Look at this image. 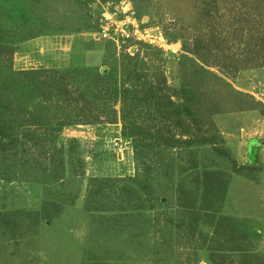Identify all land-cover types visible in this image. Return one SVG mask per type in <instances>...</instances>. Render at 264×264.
<instances>
[{
    "label": "rangeland",
    "instance_id": "1",
    "mask_svg": "<svg viewBox=\"0 0 264 264\" xmlns=\"http://www.w3.org/2000/svg\"><path fill=\"white\" fill-rule=\"evenodd\" d=\"M43 2L48 21L83 26V30L39 36L19 44L12 59L17 71L62 69L73 61L76 65H90L97 61L91 58L87 60L89 63H84L81 54L85 49L94 52L93 49L103 48L107 57L105 66L116 61L120 74L129 64L126 56L136 57L145 64L149 79L166 78L168 85L179 87L180 78L183 80L186 75V72L181 73L179 62L185 55L184 42L190 43L196 36L203 35L210 46L216 33L222 36L215 44L220 48V61L223 59L226 68H234V65L237 69L227 71L234 77L230 79L217 68H211L228 86L211 77L204 80L206 86L218 84L220 98L229 100L224 103L226 106L235 102L233 90L251 95L264 106V64L261 67L250 65L253 56L248 54V47L242 51L238 46L243 29V38L250 29L247 21L255 19L252 15L257 13L253 9L256 0ZM201 10L205 12L201 14ZM112 12L118 13L119 20H125L127 30L132 32L130 40L120 39L114 43L100 37L102 15ZM243 12L250 14L244 17ZM73 55L76 56L72 60ZM212 126L223 138L224 149L243 169L234 173L228 160H220L227 189L222 199L210 208L204 201L198 203L197 206L211 212L204 216L207 212L200 210L202 219L198 228L194 215L179 208L176 198H180L177 191L180 179L175 175L177 172L171 176L172 202L168 213L174 221V234L181 236V245L188 243L177 250L173 258L165 257L168 249L160 239L156 242L150 234L142 232L144 223L140 218L132 224L133 220L119 223L113 217H105L93 208L107 206L116 210L117 206L108 207L110 201L106 200L100 201L103 202L100 205L99 200L104 199L101 197H93L92 206H86L90 179L127 178L136 174L132 142L122 136V124L118 123L78 125L63 130V138L80 142L86 174L67 184L64 193H72L74 200L67 201L48 221L42 218L46 187L41 177L39 183L30 179L27 182L26 178L12 182L0 179V213L11 215L13 221L4 220L0 224V264H212L213 253L223 257L221 264H264V148L256 141L252 143L264 141V108L260 105L258 110L221 112L212 117ZM208 156L214 158L209 153ZM189 183L187 179L185 184ZM37 215L38 219L33 220ZM152 224L156 229L157 223ZM244 256L249 260L245 261ZM168 258L173 260H164Z\"/></svg>",
    "mask_w": 264,
    "mask_h": 264
},
{
    "label": "trees",
    "instance_id": "2",
    "mask_svg": "<svg viewBox=\"0 0 264 264\" xmlns=\"http://www.w3.org/2000/svg\"><path fill=\"white\" fill-rule=\"evenodd\" d=\"M256 1L253 9L257 13L252 15L255 19L247 21L250 26L244 36L247 40L243 38L244 28L238 46L242 51L248 47V54L253 56L250 65L261 67L264 0ZM43 3V0H0V179L12 182L26 178L27 182L30 179L39 183L41 177L46 187L42 218L50 220L67 201L74 200L72 193H64L67 184L86 174L80 142L63 138V130L78 125L121 123L122 136L133 145L136 174L127 178L90 179L86 206H92L93 197H101L104 199L99 200L100 205L103 203L100 201L106 200L110 201L108 207L117 206L116 210L107 206L93 208L105 217H113L119 223L133 220L132 224L140 218L144 223L141 231L150 234L156 242L160 239L168 249L165 257L173 258L188 243L181 245V236L174 234V221L168 213L172 202L171 176L177 172L175 175L180 179L177 190L180 198H176L179 208L194 215L198 228L202 219L200 210L207 212L204 216L210 215L206 207L222 199L227 189L220 160H228L234 173L243 169L224 149V140L212 126V117L224 111L244 112L264 106L251 95L235 90L234 104L226 106L224 103L229 100L220 98L218 84L206 86L204 80L210 77L228 86L211 68H217L230 79L234 77L227 71L237 69L234 65L226 68L223 59L220 61V48L215 44L222 36L216 33L210 46L203 35L190 43L184 42L185 55L179 62L181 73L186 75L183 80L180 78L179 87L168 85L166 78L149 79L145 64L136 57L126 56L129 64L120 74L116 61L105 66L107 57L103 48L93 49L94 52L85 49L81 54L84 63L91 58L97 61L88 62L90 65H76L73 61L62 69L17 71L12 59L19 44L39 36L83 30V26L48 21ZM249 14L243 12L244 17ZM255 141L264 148V141L252 143ZM208 153L214 158H209ZM187 179L189 185L185 184ZM201 201L205 202V208L197 206ZM36 218L38 215L33 220ZM0 220L1 225L5 221L13 222L7 213H0ZM211 258L212 264H221L223 259L217 253ZM244 260L248 261L249 257L244 256Z\"/></svg>",
    "mask_w": 264,
    "mask_h": 264
},
{
    "label": "built area",
    "instance_id": "3",
    "mask_svg": "<svg viewBox=\"0 0 264 264\" xmlns=\"http://www.w3.org/2000/svg\"><path fill=\"white\" fill-rule=\"evenodd\" d=\"M100 37L117 43L120 39L130 40L132 32L127 30L125 20H119L117 12L103 14Z\"/></svg>",
    "mask_w": 264,
    "mask_h": 264
}]
</instances>
